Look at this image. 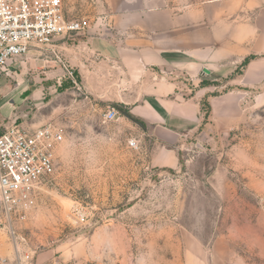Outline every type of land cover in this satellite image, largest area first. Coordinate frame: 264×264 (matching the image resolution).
Listing matches in <instances>:
<instances>
[{"label": "rangeland", "instance_id": "rangeland-1", "mask_svg": "<svg viewBox=\"0 0 264 264\" xmlns=\"http://www.w3.org/2000/svg\"><path fill=\"white\" fill-rule=\"evenodd\" d=\"M63 3L68 19H87L91 28L56 41L53 50H32L0 74L2 129L52 124L65 131L55 173L32 208L10 226L0 212V264H24L27 256L32 264H264V82L238 92L239 108L211 112L204 102L207 122L178 145L180 166L158 168L145 124L78 89L76 53L91 52L74 50L103 36L115 18L201 7L211 26L222 27L218 41L263 49L264 0ZM242 64L224 77L206 74V86L217 88L212 95L234 101ZM108 105L118 112L112 122L104 120Z\"/></svg>", "mask_w": 264, "mask_h": 264}, {"label": "crops", "instance_id": "crops-1", "mask_svg": "<svg viewBox=\"0 0 264 264\" xmlns=\"http://www.w3.org/2000/svg\"><path fill=\"white\" fill-rule=\"evenodd\" d=\"M138 14L115 18L105 23L103 36L75 45L76 51L86 47L91 52L76 53L78 89L103 103L123 107L144 123V133L148 130L151 136V164L177 169L181 163L178 145L207 122L203 103H209L211 112L217 105L239 108V93L264 82V58L251 61L235 78L234 101L228 94L212 95L217 88L202 84L209 80L206 74L224 77L250 55L263 54L264 48L249 50L240 42L218 41L222 27L217 22L213 23L216 27L211 26L204 7ZM110 108L115 109L108 105Z\"/></svg>", "mask_w": 264, "mask_h": 264}, {"label": "built area", "instance_id": "built-area-1", "mask_svg": "<svg viewBox=\"0 0 264 264\" xmlns=\"http://www.w3.org/2000/svg\"><path fill=\"white\" fill-rule=\"evenodd\" d=\"M87 19H68L63 0H0V74L32 50H53L56 41L86 32ZM72 75V74H71ZM110 108L106 122L117 118ZM65 131L52 124L28 131L0 127V212L6 223L29 211L40 187L56 170V153ZM138 149L136 141H130ZM24 264H32L29 256Z\"/></svg>", "mask_w": 264, "mask_h": 264}, {"label": "trees", "instance_id": "trees-1", "mask_svg": "<svg viewBox=\"0 0 264 264\" xmlns=\"http://www.w3.org/2000/svg\"><path fill=\"white\" fill-rule=\"evenodd\" d=\"M256 58V56H250V57H247L244 61H243V64H242V66L244 67V66H247L248 64H249V62L251 61V60H253V59H255ZM202 84H205V82H203ZM117 108L119 109V110H121L122 111V113L124 114V116L125 117H127L129 120H132V121H136L137 119H135L127 110H125L123 107H121V106H117ZM137 122L139 123V124H144V123H142L141 121H139V120H137Z\"/></svg>", "mask_w": 264, "mask_h": 264}, {"label": "water", "instance_id": "water-1", "mask_svg": "<svg viewBox=\"0 0 264 264\" xmlns=\"http://www.w3.org/2000/svg\"><path fill=\"white\" fill-rule=\"evenodd\" d=\"M207 73V72H206Z\"/></svg>", "mask_w": 264, "mask_h": 264}]
</instances>
